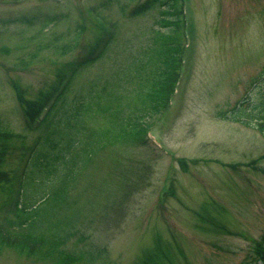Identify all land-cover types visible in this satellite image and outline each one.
I'll list each match as a JSON object with an SVG mask.
<instances>
[{"label":"rangeland","instance_id":"374dc122","mask_svg":"<svg viewBox=\"0 0 264 264\" xmlns=\"http://www.w3.org/2000/svg\"><path fill=\"white\" fill-rule=\"evenodd\" d=\"M143 1L0 0V264H247L264 237V0H177L175 89L155 110L148 47L162 7L130 13ZM99 32L116 35L47 116L73 125L51 179L65 185L55 198L31 166L19 232L9 222L23 196L8 181L46 130L27 126L19 99L67 76ZM105 83L113 114L99 112Z\"/></svg>","mask_w":264,"mask_h":264},{"label":"trees","instance_id":"16d2710c","mask_svg":"<svg viewBox=\"0 0 264 264\" xmlns=\"http://www.w3.org/2000/svg\"><path fill=\"white\" fill-rule=\"evenodd\" d=\"M157 1H159L162 9L160 12V18L157 22V25L153 27V31L155 32L154 35V42L153 47L150 45L148 48H152V56L154 57L153 63L156 65L159 64L160 70L156 67V72L158 73V79L154 82V85L151 84V87L149 91L147 92V100L150 102V106L155 110L159 107V104H164L165 101L168 100L172 93L173 84H174V76L173 73L178 67L179 61H180V51L181 46L179 45L178 39H177V32L179 28V24L182 21V14H181V8H179V4L177 3V0H144L142 3L138 4L137 6L133 7L130 11V13H140L141 11H146L150 6L152 7ZM143 11V12H144ZM161 28H168V32L160 33ZM115 33V32H114ZM111 33L107 38H105V35H103V32H99V34L93 39V41L89 44L87 47V50L83 55L80 57H77L76 59H73L69 62V65L71 67L72 76H74L75 72L83 66L85 63H91L93 61H96L97 59H100L102 56H104L105 50L108 48L110 43L114 40L116 33ZM147 51V49H145ZM149 57V59H151ZM141 59V57H139ZM142 60V59H141ZM140 60V65L144 64L143 61ZM149 61V60H147ZM146 61V62H147ZM145 62V63H146ZM138 66L135 67V69ZM155 67L153 68V74L155 75V79L157 78V75L155 74ZM129 71L125 73L124 79H128L132 76H134V70ZM56 80L48 83L43 89H40L34 99H19L22 112L25 116V121L27 123V126L29 127L31 125V121L36 116L37 111L45 104H47V101L49 98L53 96L55 92H57V84L61 80V76L56 74ZM72 79V77L70 78ZM118 79V76H117ZM121 79V78H119ZM154 79V80H155ZM153 80V81H154ZM173 81V82H172ZM71 80L68 81L65 88L60 92L57 99L55 100V105L52 106V113L57 111V109H64L65 100L63 98L65 97V93L69 87ZM107 82V81H106ZM153 83V82H152ZM110 83H105L103 87L99 88V112L104 113V115L108 112L109 114H113L114 110L109 112L112 109V106L114 104V101L117 99V95L111 91L108 90L107 86H109ZM172 85L170 94H169V87ZM169 94V95H168ZM59 101V102H58ZM167 104V101H166ZM66 111L64 110L63 114ZM79 112V107L76 108L73 115H77ZM264 119V116L262 117ZM47 120V122H46ZM264 121V120H263ZM46 123V130L44 131L43 135L40 136V141L38 142V146L36 148V151L34 155L31 157L30 161L28 162L24 178L22 180V194L23 199L25 197V187L29 186L32 181L27 180V176L29 173V170L31 166H33L34 170H38L37 173L39 174L40 182H43L44 186H49V190H51V194L57 198L62 191H59V188H61L63 185H65L66 178L64 176H61V179L54 183L57 173V164L64 158L65 154L67 153V150L70 147L71 140L68 138V127L73 126L70 122V120H66V117H60L57 121V124L54 125L52 121H49V117L45 118L43 121ZM52 123V125H51ZM260 129H264V123L260 125ZM107 132V130H106ZM105 132V133H106ZM103 133L102 135H104ZM101 135V136H102ZM67 136V137H66ZM117 136L116 139H120ZM132 139H135L136 137L140 136H131ZM114 138V140H116ZM144 140V139H143ZM31 175V174H30ZM40 175L42 178H40ZM34 178V177H33ZM51 180V181H50ZM10 181V180H9ZM48 183V184H47ZM24 187V188H23ZM64 187V186H63ZM26 204L22 201V204L15 207L17 210L16 212V219L11 218V222H9L10 226H15L19 232H22L24 230V227L27 225V222L29 221V214L25 213V207ZM23 212V213H21ZM14 232V230H11ZM41 236V235H40ZM20 237H25L24 235L20 234ZM48 242L50 245L54 248H56L58 245H60L63 242V239H56L51 238L48 235L42 236ZM21 248L23 245L20 246ZM252 261H261L262 264H264V243L262 240H255L252 245ZM61 259L56 260V264L62 263Z\"/></svg>","mask_w":264,"mask_h":264}]
</instances>
